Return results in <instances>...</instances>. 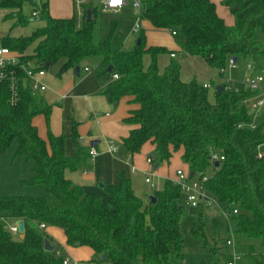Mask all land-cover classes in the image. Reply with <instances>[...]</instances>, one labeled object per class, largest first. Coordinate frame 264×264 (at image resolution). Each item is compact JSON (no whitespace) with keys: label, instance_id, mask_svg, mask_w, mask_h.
Masks as SVG:
<instances>
[{"label":"trees","instance_id":"16d2710c","mask_svg":"<svg viewBox=\"0 0 264 264\" xmlns=\"http://www.w3.org/2000/svg\"><path fill=\"white\" fill-rule=\"evenodd\" d=\"M25 1L0 0V8L17 11L7 16L16 26L26 24L21 15ZM221 1L234 18L231 27L218 16L211 0H142L140 19L155 29L175 31L182 51L201 58L212 69L225 67L230 58L237 62L251 58L260 71L264 46L256 32L264 35V0ZM40 9L46 23L43 28L28 37L7 36L1 44L26 54L45 70L62 61L61 72L98 56L94 72L102 86L100 94L112 105L131 97L138 106L123 120L130 127L120 141L125 155L138 154L149 143L159 163H169L180 152L193 176L200 177L211 168L205 184L207 195L217 206L239 212L232 218L235 229L229 240L236 255L264 264V134L259 129L238 128L249 121L242 101L251 93L215 91L210 101L201 83L181 80L176 60L162 72L158 70V57L167 50L147 48L143 33L132 49L112 51L109 39L100 41L98 47L93 45L94 20L86 23L83 18L79 26L73 17L50 16L47 2ZM90 11L93 17L94 11ZM146 55L150 56L148 68L143 65ZM109 66L111 73L107 72ZM113 74L118 75L117 80L111 79ZM15 85V102L6 86L0 90V156L15 144L17 154H26L32 163L31 174L23 183L43 186L53 202L45 197L0 196V264H64L56 248L44 250L47 236L38 228L40 224L60 229L68 246L90 248L93 258L83 264H183L180 224L185 210L178 186L165 180L153 191L152 203L138 197L132 179L121 174L117 185L104 187L108 205L104 204L98 195L85 192L65 177L67 170L87 167V148L80 145L77 133L73 130L70 136L75 150L72 157L67 155L63 134L54 135L48 129L46 140L42 139L33 120L43 116L49 127L51 106L21 80ZM212 154L223 158L218 166H210ZM202 217L200 213L191 234L208 245ZM9 218L23 221L20 240H14L5 228L2 219ZM210 251L214 253L213 248Z\"/></svg>","mask_w":264,"mask_h":264},{"label":"rangeland","instance_id":"374dc122","mask_svg":"<svg viewBox=\"0 0 264 264\" xmlns=\"http://www.w3.org/2000/svg\"><path fill=\"white\" fill-rule=\"evenodd\" d=\"M105 0H86L84 6H79L73 0H27L21 7V15L25 18L26 24L23 26H16L13 19L4 17L12 12L11 9L0 8V40L10 36L12 38L28 37L36 30L45 26V21L41 16V4L47 2L50 10V16L55 18H74L77 25L83 23L86 10L94 11L92 23V42L95 47H98L100 41L109 39V47L112 51L118 49H132L136 42L139 40L141 33L145 36V41L148 44L168 45L171 47L180 46L181 38L177 37L174 41L170 39V33L157 32L148 28L146 25L141 24V29L135 31V26L138 24V13L131 7L132 0L118 11H109L104 8L103 2ZM216 8L223 16L225 24L229 27L234 25V18L230 13V9L223 5L220 0L215 4ZM33 10L38 11V16L33 17ZM256 39L264 46V35L261 31L256 32ZM172 44V45H171ZM33 47H30L31 50ZM177 61L181 65L182 78L189 80L193 77L200 83H204L205 77L208 74H214V70L206 67L201 61L193 59L190 61L183 55L177 56ZM170 61L168 53L162 54L158 57L157 66L158 70L162 72L166 64ZM100 62L98 56L88 59L85 64L89 69L95 70ZM150 64V56L146 55L143 59L144 68H148ZM254 65L255 62L251 58L245 61H239L240 70L244 69L245 65ZM63 62L59 61L45 70L46 76L54 81L59 80L58 75L63 80L68 76V72H61ZM263 76L264 88V58L261 62L260 68ZM241 72L228 71L226 78L229 80L240 81ZM84 74L77 80H84L85 86L95 82L94 76L84 79ZM236 90H241L242 87L238 84L233 86ZM214 89L208 90V98L210 101L214 99ZM38 121L44 128L45 121L42 116H38ZM125 158V157H124ZM156 163L158 156L154 157ZM144 166V171H150L145 160L140 162ZM137 163L134 160V167ZM146 166V167H145ZM179 167L182 171L187 172L182 161L178 155H174L170 160V164H163L158 174H165L172 177L174 171ZM138 169V168H137ZM125 170H129L126 166ZM139 170V169H138ZM32 171V163L28 161L26 154L18 155L16 146L13 144L7 151L0 156V196H30V197H45L50 203L53 198L46 194L45 189L41 185H27L23 181L27 180ZM212 169L207 168L203 175L206 177L211 176ZM144 191L148 190L147 187L143 188ZM150 194V193H149ZM225 206H213L210 209H194L184 204V216L180 224V232L183 237V264H213L214 260L218 259V264H256L254 259L250 256L238 257L235 253L234 247L228 246L226 242L231 239L232 231L235 229V223L232 218L227 219L222 211ZM230 210H232L230 208ZM203 213L201 218L203 224V234L207 238L208 245L204 241L191 234L194 225L199 221V215ZM14 219H7L8 226L15 224ZM47 236V240L52 246L56 247L59 255L70 262V264H83L93 258V251L88 247L68 246L66 245L63 232L58 228H51L43 231ZM14 240H20L21 233L12 234ZM213 248L214 253L210 251Z\"/></svg>","mask_w":264,"mask_h":264},{"label":"crops","instance_id":"0c3cea01","mask_svg":"<svg viewBox=\"0 0 264 264\" xmlns=\"http://www.w3.org/2000/svg\"><path fill=\"white\" fill-rule=\"evenodd\" d=\"M105 1L103 2L104 8ZM211 1L216 4L218 0ZM15 12L17 11L12 10L10 14H13ZM216 12L218 16L224 20L223 16L220 14L217 8ZM10 14L6 13V16L4 17H7ZM141 24L146 25L153 31H162L169 33L168 30L153 28L146 21H142ZM176 38L177 36L172 37L170 35L171 40L174 41ZM146 47L165 48L167 50L166 53H168L170 59L166 66L171 62V60H176L178 55H183L190 61H192L193 59H199V61H201L206 67H209L201 58L186 55L182 51L180 46H154L146 43ZM171 54H174L175 57L171 58ZM177 62L179 63V61ZM84 67L88 66L84 63L80 67L78 76L75 74L74 69L65 71L68 72L69 75L65 76L63 80L60 77V73L58 75L59 80L57 81H54L53 79L48 78L45 75L43 81L47 88L45 92L38 95L42 96L45 102L49 106H51L49 127L45 122V126L43 128L38 121V116L33 120V124L38 129L39 136L44 140H46L47 138L48 129L54 135L63 134L66 137V152L69 157H72L75 152L73 142L70 138L73 130L77 133L80 145L82 147H86L87 152H89V148L91 147L96 150L97 155L93 159L88 158L86 168L73 172L68 170L66 171L65 177L73 184L81 187L87 193L98 195L102 199L103 203L108 205V197L104 193V187L107 185H117L120 182L121 174H125V176L132 179L137 196L146 201L147 198L152 196V193L154 191L148 184L145 183L144 180L146 176L150 177L152 183L156 187V190H158L163 186L165 180H171L172 182H174L175 172L182 169H179L178 167L174 171V174L171 178L165 175L166 173L164 175L158 174L163 164H166L168 168V165L170 164L169 161V163H159L157 170L154 171L153 166L156 163L153 159L155 157V154L153 153L154 148L149 143L145 144L138 154L130 157L125 155V152L121 149L120 141L128 135L130 127L124 124L123 120L129 117L132 111L138 109V106L133 103V99L131 97H124L120 99V101L115 105L108 103L105 97L100 94L102 86L96 79L94 70L91 69V72L87 73L84 71ZM212 70H214L215 73L208 74L205 77L204 83L209 82L211 78V82H213V78L217 77V70ZM243 70L237 71L242 73H240L241 78L243 76ZM82 74L86 75L84 76V79L90 76H94L95 82L85 86V81L83 79L77 80L82 77ZM180 78L184 82L196 80L194 77L189 80L182 78L181 65ZM219 84V82H215L214 86L216 87ZM111 142L120 146L119 152L116 155L109 152ZM90 144H92V146H90ZM152 153L154 155L150 157ZM176 154L181 160V153L178 152L174 155ZM173 157L171 159H173ZM149 158H152V165L148 164L147 162V159ZM143 159L145 160L147 167H150V171H144V166L140 165V162ZM134 160H136V163L138 165L136 166V168L134 167ZM183 165L186 168L187 172H189L188 165L184 163ZM126 166L129 167L128 171L125 170ZM144 187H147L148 190L144 191ZM48 229H51V227H46L45 231H47Z\"/></svg>","mask_w":264,"mask_h":264},{"label":"built area","instance_id":"2783aa9c","mask_svg":"<svg viewBox=\"0 0 264 264\" xmlns=\"http://www.w3.org/2000/svg\"><path fill=\"white\" fill-rule=\"evenodd\" d=\"M79 6H84L86 0H73ZM129 0H106L105 9L107 10H120L128 4ZM131 7L138 13V24L135 26V31L141 29L140 19L142 11V0H132ZM33 17L38 16V11H33ZM172 37L176 36V32L168 30ZM171 58H174L175 55L171 54ZM228 71H239V62L234 61L233 58H230L227 61L225 67L217 69L218 75L211 79L209 82L203 83V87L207 90L216 88L214 86L215 82H219L218 86L223 88V91H235L233 87L235 84H238L242 87V90L249 91L251 95L242 101L243 105L248 111L249 121L244 124H239L238 128H246L250 131L261 130L264 134V88H263V76L261 71H257L254 65H245L243 70V76L240 81L229 80L226 78V72ZM84 71L87 73L91 72V69L84 67ZM45 69L39 67L33 63L29 58H26V54H21L18 51L12 50L8 47H4L1 44L0 40V90L2 87L6 86L10 93V99L12 102L17 100V90L16 82L21 80L25 85L27 84L28 88L33 94H41L45 92L46 85L43 81L45 77ZM112 80H117L118 75L113 74L111 77ZM120 146L115 143H110L109 152L112 154H117L119 152ZM89 158L93 159L97 152L91 147L89 148ZM130 157V156H128ZM262 157V153L259 151L258 158ZM223 160L218 154H212L209 158L210 166L219 163ZM148 164L152 165L151 159H147ZM174 183L178 186L183 204L194 208V209H210L216 205V202L207 195L205 184L207 183L209 177L204 175L202 176H193L189 178V172H184L182 170H177L175 172ZM145 183L150 186L152 190H156L155 185L152 183L150 177H145ZM223 215L229 219L238 215L237 209H223ZM4 222L5 228L11 233H20L18 230L17 220L15 224L8 226L6 221L7 219H2ZM40 230H45L46 226L40 224L38 227ZM228 246H232V243L228 240L226 242ZM64 264H70L69 261L64 260ZM231 264V263H228Z\"/></svg>","mask_w":264,"mask_h":264},{"label":"water","instance_id":"95a60500","mask_svg":"<svg viewBox=\"0 0 264 264\" xmlns=\"http://www.w3.org/2000/svg\"><path fill=\"white\" fill-rule=\"evenodd\" d=\"M236 9H237V7L234 6V7H233V10H236ZM92 21H93L92 13H91L90 10H88V11L86 12L85 22L88 23V22H92ZM137 44H139V40L137 41ZM233 60L236 61L237 59H236V58H233ZM48 66H49V64H46V67H48ZM112 70H113V69H112L111 66H109V67L107 68V72H108V73H111ZM79 71H80V67H76V68L74 69V72H75V74H76L77 76L79 75ZM215 88H216V91H217L218 93L223 91V88H222L221 86H216ZM90 146H92V144H90ZM153 155H154V154L152 153V154L150 155V157H152ZM158 166H159V163H155L154 166H153V170L156 171L157 168H158ZM215 166H218V163H216ZM193 175H194V174H193L192 172H189V178H190V179L193 177ZM149 199H150V201H151L152 203H155V198H154L153 196H150ZM17 225H18V230H19V232L22 234V233H23V230H24V223H23V221H17ZM43 248H44V250H45L46 252H52V251L55 250L56 247H55V246H52V245L49 243V241H48L47 239H44V245H43ZM102 259H105V256H102Z\"/></svg>","mask_w":264,"mask_h":264}]
</instances>
